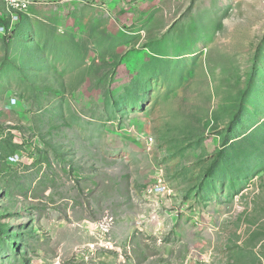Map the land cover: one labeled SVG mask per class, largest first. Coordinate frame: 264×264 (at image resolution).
<instances>
[{"label":"rangeland","instance_id":"obj_1","mask_svg":"<svg viewBox=\"0 0 264 264\" xmlns=\"http://www.w3.org/2000/svg\"><path fill=\"white\" fill-rule=\"evenodd\" d=\"M0 264H264V0H31L0 34Z\"/></svg>","mask_w":264,"mask_h":264},{"label":"built area","instance_id":"obj_2","mask_svg":"<svg viewBox=\"0 0 264 264\" xmlns=\"http://www.w3.org/2000/svg\"><path fill=\"white\" fill-rule=\"evenodd\" d=\"M8 12V18L10 20V25L8 28L6 26H0V34L2 35H12L14 33V28L16 24L20 21L21 16L27 12L28 7L31 5V0H3ZM20 154H15L9 157L8 162L10 164L17 163L20 159ZM156 195H160L165 191V187L161 184L153 187L150 190Z\"/></svg>","mask_w":264,"mask_h":264},{"label":"trees","instance_id":"obj_3","mask_svg":"<svg viewBox=\"0 0 264 264\" xmlns=\"http://www.w3.org/2000/svg\"><path fill=\"white\" fill-rule=\"evenodd\" d=\"M0 22L9 26V20H5V19H0Z\"/></svg>","mask_w":264,"mask_h":264}]
</instances>
